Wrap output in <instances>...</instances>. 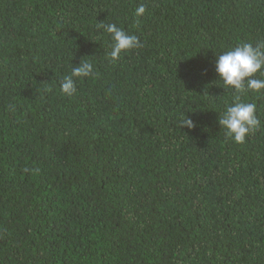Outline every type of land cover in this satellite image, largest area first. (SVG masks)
Instances as JSON below:
<instances>
[{
	"label": "trees",
	"instance_id": "trees-1",
	"mask_svg": "<svg viewBox=\"0 0 264 264\" xmlns=\"http://www.w3.org/2000/svg\"><path fill=\"white\" fill-rule=\"evenodd\" d=\"M260 41L264 0H0V264H264V92L236 143L215 71Z\"/></svg>",
	"mask_w": 264,
	"mask_h": 264
},
{
	"label": "clouds",
	"instance_id": "clouds-1",
	"mask_svg": "<svg viewBox=\"0 0 264 264\" xmlns=\"http://www.w3.org/2000/svg\"><path fill=\"white\" fill-rule=\"evenodd\" d=\"M147 12L146 5L140 3L134 11L136 23ZM97 28L103 29L112 39L111 50L106 53L109 62L119 60L126 51L143 47L139 36L130 34L116 23L100 22ZM215 71L219 80L236 93L233 102L226 106L224 112L219 114L218 123L225 132L226 137L236 143H244L246 138L254 133L260 126L261 120L257 115V105L243 99L248 92H264V41L255 44L243 42L234 48L217 55ZM258 74V75H257ZM94 75V65L82 59L79 65L60 80V91L72 97L77 93L78 79ZM181 127L194 128L196 125L188 116L181 119Z\"/></svg>",
	"mask_w": 264,
	"mask_h": 264
}]
</instances>
